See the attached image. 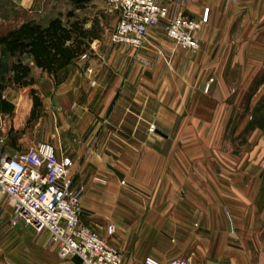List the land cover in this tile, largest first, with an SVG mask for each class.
Listing matches in <instances>:
<instances>
[{
	"label": "crops",
	"instance_id": "1",
	"mask_svg": "<svg viewBox=\"0 0 264 264\" xmlns=\"http://www.w3.org/2000/svg\"><path fill=\"white\" fill-rule=\"evenodd\" d=\"M156 2L170 15L204 19L196 54L152 27L139 49L94 39L90 59L78 56L61 77L35 68L37 75L22 78L27 85L0 91V159L41 143L70 157L81 222L123 252L122 264H143L146 256L168 264L179 254L168 247L173 240L182 252L185 245L214 243L229 234L227 222L215 223L225 212L251 235L264 223V0ZM60 3L71 10L70 19L79 18L81 6L71 0H0V8L20 11L22 25L25 17L50 18L48 6ZM97 4L107 6L89 0L83 11ZM96 13H83L90 19L86 30ZM32 116L36 125L21 134L30 139H19L18 124ZM11 217L12 205L0 193V264H73L58 257L47 233L12 225ZM195 219L206 230L190 231ZM109 224L114 237L106 233ZM140 228L153 230L141 237ZM202 247L198 258H210ZM259 255L264 264V250Z\"/></svg>",
	"mask_w": 264,
	"mask_h": 264
},
{
	"label": "built area",
	"instance_id": "2",
	"mask_svg": "<svg viewBox=\"0 0 264 264\" xmlns=\"http://www.w3.org/2000/svg\"><path fill=\"white\" fill-rule=\"evenodd\" d=\"M108 9L117 14L118 23L109 34L113 45L141 48L148 39L149 29L161 27L175 45L190 55L198 52L196 33L204 19L182 14L170 15L166 6L156 0H106ZM79 61H88L84 52ZM88 73H92L90 67ZM213 79L204 85L208 93ZM152 129V128H151ZM74 163L68 156L58 157L50 143H41L15 157L0 159V193L12 205L11 222L23 224L37 233H47L61 260L78 256L82 264H122L123 253L109 245L81 222V189H72ZM116 227H106L113 236ZM143 264H162L146 256ZM169 264H189L188 259H174Z\"/></svg>",
	"mask_w": 264,
	"mask_h": 264
},
{
	"label": "rangeland",
	"instance_id": "3",
	"mask_svg": "<svg viewBox=\"0 0 264 264\" xmlns=\"http://www.w3.org/2000/svg\"><path fill=\"white\" fill-rule=\"evenodd\" d=\"M48 7L50 9H54L51 12V16H49L50 18H45L44 20L39 19L38 21L37 20L31 21V20H28L29 17H25V19L23 20L26 22H24L23 24L30 22L34 24H39L41 26H47L48 23L53 19L57 18L61 20L62 24L66 26V29L71 32L69 34L71 41L68 44L72 45L71 47L77 51L78 56L90 50V44L93 42L94 39L103 40L104 43H107L110 32L116 27L118 23L117 14L111 12L107 8V6L105 7V5H102V4L92 5L90 9L87 10V12H84L83 11L84 7L81 6L80 10L81 9L82 10L78 14L79 18L77 20L70 19L69 12H71V10L69 9V7H67L66 5L62 3L52 4ZM77 7H80V6H77ZM95 10L97 11V13L94 19L92 20L91 30L89 29L86 30L84 28L87 22L86 20H90V19L82 17L83 13L93 16ZM22 16L23 14L20 11L12 9L10 5L8 4L1 5V8H0V38H3L9 32L20 28L21 25L19 24L22 20ZM75 21H77L78 27L81 29H75L73 31L72 23H74ZM255 32L256 31L253 32L254 33L253 40L254 42L255 41L260 42L261 36L260 35L255 36L256 34ZM0 52H1V46H0ZM18 65H19V68L15 69L16 67H18ZM35 68L42 70L48 75H58L60 77L64 74V71L67 69V68L55 69V70L43 69L41 67H38L35 64L34 59L26 53H21V54L17 53L13 55L7 54V56L0 62V78H1L0 79V91H2L6 86L22 87V86L27 85L26 82H22V80L15 81L14 76L20 73L21 74L23 73L25 77L37 75L38 73L37 71H35ZM26 119L27 121H24L23 123L18 124L19 132L17 133V135L19 139L27 138V140H29L30 139L29 137H26V136L23 137L21 134L23 135L27 134L28 136V133H30L32 128L36 125L37 123L36 120L38 119V117L32 116ZM3 120L4 118L1 117L0 122H2ZM8 122L10 123L9 120ZM46 126L47 125L45 124H40L39 129L45 130ZM149 131L154 132L155 126L150 125ZM245 136H246L245 132L238 134L237 139L238 141H240L239 145L240 143L241 144L243 143ZM23 149L21 147L15 148L16 151H21ZM263 162H264V159H263ZM121 184H124V182L121 181ZM226 222L228 226L227 232L229 234L223 235L220 233L218 237H216V241L214 243H211L210 245H200L199 249L197 245H185L184 247L185 250L182 252V245L179 244L178 240L176 241L173 240L172 242H169L168 247H171L174 253H179V254H176L177 258L171 257L172 259L170 258L168 260V264L171 260H174V259H188L189 264H261L262 260H260L259 254L262 252V250H264V229H262L264 228V223L261 224L260 222H258V227L253 228V233L251 235L250 230L245 229L243 222H242L243 225L240 224V227L237 228L234 225L231 217L229 216V213L227 212L224 213V220L222 219L220 221H215L216 224L219 223L218 226H220L221 223H226ZM191 223H192L191 224L192 228L190 229V231L192 230L195 231V229L196 230L199 229L202 231L206 230V229H200V226L202 225L200 219L192 220ZM218 228H219V231H221L220 227ZM149 230H153V229L140 228V231H141L140 233L142 234L141 237L143 236L146 237L147 236L146 233H143V232L149 231ZM161 230L163 231L165 229H160V232ZM115 232L117 231L115 230ZM109 237H114V236H109ZM109 245L111 244L109 243ZM111 246L116 248L113 245ZM202 246H204L205 250L209 252L210 258H207V259L198 258L197 251L200 252V250H204ZM248 252L254 253L255 255H257V259L250 260V259L242 258V256H244L245 253H248ZM13 257H14V262L15 261L19 262L18 260H16V257H18L17 255L14 254Z\"/></svg>",
	"mask_w": 264,
	"mask_h": 264
},
{
	"label": "trees",
	"instance_id": "4",
	"mask_svg": "<svg viewBox=\"0 0 264 264\" xmlns=\"http://www.w3.org/2000/svg\"><path fill=\"white\" fill-rule=\"evenodd\" d=\"M76 6H82L89 0H71ZM71 13H69L70 15ZM72 30L81 29L77 21L72 23ZM71 32L61 20L53 19L47 26L26 23L17 30L0 38V62L8 55L26 53L34 59L38 67L48 70L64 69L77 58V51L68 44ZM68 44V45H67ZM15 68V67H14ZM16 67L15 69H18ZM24 74H16L15 81H21Z\"/></svg>",
	"mask_w": 264,
	"mask_h": 264
},
{
	"label": "water",
	"instance_id": "5",
	"mask_svg": "<svg viewBox=\"0 0 264 264\" xmlns=\"http://www.w3.org/2000/svg\"><path fill=\"white\" fill-rule=\"evenodd\" d=\"M73 264H82L81 259L78 256H74L70 260Z\"/></svg>",
	"mask_w": 264,
	"mask_h": 264
}]
</instances>
